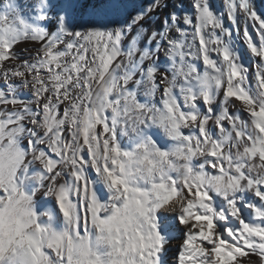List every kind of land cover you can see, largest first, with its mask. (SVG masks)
<instances>
[{"label":"snow or ice","instance_id":"snow-or-ice-1","mask_svg":"<svg viewBox=\"0 0 264 264\" xmlns=\"http://www.w3.org/2000/svg\"><path fill=\"white\" fill-rule=\"evenodd\" d=\"M170 257L264 264V0H0V264Z\"/></svg>","mask_w":264,"mask_h":264},{"label":"bare ground","instance_id":"bare-ground-1","mask_svg":"<svg viewBox=\"0 0 264 264\" xmlns=\"http://www.w3.org/2000/svg\"><path fill=\"white\" fill-rule=\"evenodd\" d=\"M257 3H259V0H257ZM175 241L173 242V246L175 245ZM170 264H172V258L170 257Z\"/></svg>","mask_w":264,"mask_h":264},{"label":"trees","instance_id":"trees-1","mask_svg":"<svg viewBox=\"0 0 264 264\" xmlns=\"http://www.w3.org/2000/svg\"><path fill=\"white\" fill-rule=\"evenodd\" d=\"M252 259L255 260V257H253Z\"/></svg>","mask_w":264,"mask_h":264}]
</instances>
